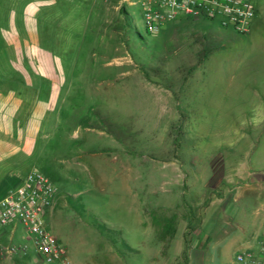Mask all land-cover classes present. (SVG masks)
<instances>
[{
    "label": "rangeland",
    "instance_id": "obj_1",
    "mask_svg": "<svg viewBox=\"0 0 264 264\" xmlns=\"http://www.w3.org/2000/svg\"><path fill=\"white\" fill-rule=\"evenodd\" d=\"M58 3L65 19L41 24L34 45L63 63L61 124L42 125L18 169L40 171L56 189L45 221L70 263L240 264L248 245L257 252L264 0L246 34L183 17L149 35L121 0ZM21 5L0 0V25ZM12 231L28 255L0 264H42L21 225Z\"/></svg>",
    "mask_w": 264,
    "mask_h": 264
},
{
    "label": "crops",
    "instance_id": "obj_2",
    "mask_svg": "<svg viewBox=\"0 0 264 264\" xmlns=\"http://www.w3.org/2000/svg\"><path fill=\"white\" fill-rule=\"evenodd\" d=\"M21 2V7L6 15L7 22L0 25V51L6 56L7 63V70L0 72V197L19 185L31 171L21 175L18 167L33 153V143L42 125L49 123L59 127L62 116L60 107L57 109L55 104H58L60 94L57 89L61 86L57 74L63 72V63L55 54L46 55L35 47L34 40L42 38L41 24L53 28L66 15L59 0ZM251 2L255 8L252 24L258 0ZM63 47L68 49L70 46L65 44ZM35 50L41 52L40 62L35 61ZM36 86L42 88V93L32 91ZM53 112L58 114L56 120L51 115ZM259 244L261 242L254 246L255 251ZM249 249H253L252 245H248L246 250Z\"/></svg>",
    "mask_w": 264,
    "mask_h": 264
},
{
    "label": "built area",
    "instance_id": "obj_3",
    "mask_svg": "<svg viewBox=\"0 0 264 264\" xmlns=\"http://www.w3.org/2000/svg\"><path fill=\"white\" fill-rule=\"evenodd\" d=\"M108 2L111 0H101ZM124 7H137L147 34L180 18L205 22L216 21L220 28L246 34L255 15L250 0H121ZM57 191L40 171L31 170L22 182L0 197V263L16 253L28 255L26 247L13 244L14 231L8 226L19 224L31 242L35 260L42 264H71L65 248L50 232L45 218L54 206ZM5 234V235H4ZM240 264H264V242L257 252L247 250L236 255Z\"/></svg>",
    "mask_w": 264,
    "mask_h": 264
},
{
    "label": "trees",
    "instance_id": "obj_4",
    "mask_svg": "<svg viewBox=\"0 0 264 264\" xmlns=\"http://www.w3.org/2000/svg\"><path fill=\"white\" fill-rule=\"evenodd\" d=\"M125 12V11H124Z\"/></svg>",
    "mask_w": 264,
    "mask_h": 264
}]
</instances>
